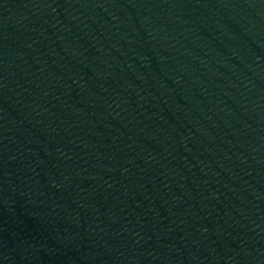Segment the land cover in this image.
<instances>
[{"label": "water", "instance_id": "95a60500", "mask_svg": "<svg viewBox=\"0 0 264 264\" xmlns=\"http://www.w3.org/2000/svg\"><path fill=\"white\" fill-rule=\"evenodd\" d=\"M0 264H264V0H0Z\"/></svg>", "mask_w": 264, "mask_h": 264}]
</instances>
